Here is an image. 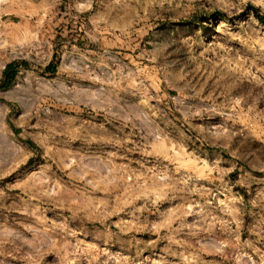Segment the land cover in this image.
<instances>
[{"label": "rangeland", "instance_id": "374dc122", "mask_svg": "<svg viewBox=\"0 0 264 264\" xmlns=\"http://www.w3.org/2000/svg\"><path fill=\"white\" fill-rule=\"evenodd\" d=\"M250 5L0 0V264H264Z\"/></svg>", "mask_w": 264, "mask_h": 264}, {"label": "trees", "instance_id": "16d2710c", "mask_svg": "<svg viewBox=\"0 0 264 264\" xmlns=\"http://www.w3.org/2000/svg\"><path fill=\"white\" fill-rule=\"evenodd\" d=\"M249 9L251 10L254 17L264 25V15L255 8L254 6L250 5ZM222 17H225L224 14L219 13ZM30 68V63L26 60H14L9 62L3 70L2 77L0 79V91H6L10 89L16 82L17 77L22 69L28 70ZM45 73L49 74L50 76H55L57 73V65L55 64V59L45 68ZM28 144L31 147L35 145L28 141Z\"/></svg>", "mask_w": 264, "mask_h": 264}, {"label": "crops", "instance_id": "0c3cea01", "mask_svg": "<svg viewBox=\"0 0 264 264\" xmlns=\"http://www.w3.org/2000/svg\"><path fill=\"white\" fill-rule=\"evenodd\" d=\"M15 59H11V60H8V61H3L2 59L0 60V63H3V66H2V68H1V70H0V78H1V76H2V73H3V70H4V68L6 67V65L9 63V62H11V61H14ZM94 96H99V93H96V92H94V94H93ZM93 96V97H94ZM96 98V97H95ZM104 106H106V102L104 101Z\"/></svg>", "mask_w": 264, "mask_h": 264}]
</instances>
